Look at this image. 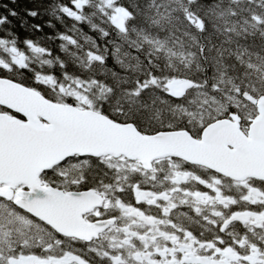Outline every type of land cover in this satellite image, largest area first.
I'll return each mask as SVG.
<instances>
[{"label": "snow or ice", "instance_id": "6c2138e0", "mask_svg": "<svg viewBox=\"0 0 264 264\" xmlns=\"http://www.w3.org/2000/svg\"><path fill=\"white\" fill-rule=\"evenodd\" d=\"M0 264H264V0H0Z\"/></svg>", "mask_w": 264, "mask_h": 264}, {"label": "trees", "instance_id": "16d2710c", "mask_svg": "<svg viewBox=\"0 0 264 264\" xmlns=\"http://www.w3.org/2000/svg\"><path fill=\"white\" fill-rule=\"evenodd\" d=\"M20 3H21V4L26 3V0H20ZM22 34H23V33H22Z\"/></svg>", "mask_w": 264, "mask_h": 264}]
</instances>
